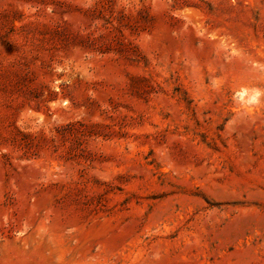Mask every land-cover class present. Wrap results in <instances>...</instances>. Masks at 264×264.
I'll use <instances>...</instances> for the list:
<instances>
[{
  "label": "rangeland",
  "instance_id": "374dc122",
  "mask_svg": "<svg viewBox=\"0 0 264 264\" xmlns=\"http://www.w3.org/2000/svg\"><path fill=\"white\" fill-rule=\"evenodd\" d=\"M0 264H264V0H0Z\"/></svg>",
  "mask_w": 264,
  "mask_h": 264
}]
</instances>
